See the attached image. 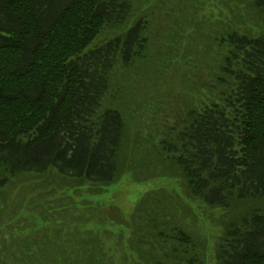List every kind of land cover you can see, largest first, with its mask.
Returning <instances> with one entry per match:
<instances>
[{
  "label": "trees",
  "instance_id": "16d2710c",
  "mask_svg": "<svg viewBox=\"0 0 264 264\" xmlns=\"http://www.w3.org/2000/svg\"><path fill=\"white\" fill-rule=\"evenodd\" d=\"M47 173L70 205L11 199ZM125 176L178 187L86 197ZM0 233V264H264V0H0Z\"/></svg>",
  "mask_w": 264,
  "mask_h": 264
},
{
  "label": "rangeland",
  "instance_id": "374dc122",
  "mask_svg": "<svg viewBox=\"0 0 264 264\" xmlns=\"http://www.w3.org/2000/svg\"><path fill=\"white\" fill-rule=\"evenodd\" d=\"M172 82L177 81V77L171 79ZM179 88V84L175 85ZM53 175L50 173L42 175V179H37L36 175L34 174H25L23 176V183L24 186L20 187L18 190L12 189L10 192L11 199L20 203L21 199H28L33 200V206L38 205L43 200H47L52 202L50 205H57L59 204L58 201L63 199L62 203H67L70 205L69 194L61 193L57 191L55 180L53 181ZM27 185V186H26ZM158 186H163L167 189H176L178 187V183L168 176H159L148 180H135L131 177L125 176L122 179L114 182L105 187L104 190L98 193H87L86 197L91 202L102 203L104 205H117L119 209L115 207L109 209V213L116 218L122 217V214L119 210H121L125 214H130L133 210L135 203L141 198L143 193L149 189L156 188ZM30 189H29V188ZM29 191V193H28ZM70 211L66 210L65 215L69 216ZM205 217L210 215L209 212L202 213ZM24 215L30 216L28 212H24ZM59 222V220L55 221ZM36 224L35 228L39 230H45L43 237L50 238L49 233V221L43 220L42 218H37L34 220ZM202 232L204 235H207L208 232L204 227H202ZM25 231H22V236L24 235ZM66 234V230L62 231ZM43 233V231H42ZM61 235V234H60ZM210 237L213 236L212 233L208 234ZM1 238V233H0ZM65 250H70V246H64ZM207 261L208 264H212L213 261V250L209 248L207 251Z\"/></svg>",
  "mask_w": 264,
  "mask_h": 264
}]
</instances>
